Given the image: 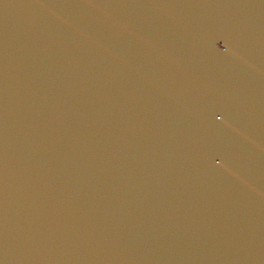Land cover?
I'll return each mask as SVG.
<instances>
[{
    "label": "water",
    "instance_id": "1",
    "mask_svg": "<svg viewBox=\"0 0 264 264\" xmlns=\"http://www.w3.org/2000/svg\"><path fill=\"white\" fill-rule=\"evenodd\" d=\"M0 264H264V0H0Z\"/></svg>",
    "mask_w": 264,
    "mask_h": 264
}]
</instances>
